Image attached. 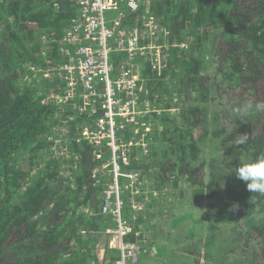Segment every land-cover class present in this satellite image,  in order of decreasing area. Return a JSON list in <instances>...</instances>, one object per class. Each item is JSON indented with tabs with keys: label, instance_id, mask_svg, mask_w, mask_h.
Segmentation results:
<instances>
[{
	"label": "trees",
	"instance_id": "trees-1",
	"mask_svg": "<svg viewBox=\"0 0 264 264\" xmlns=\"http://www.w3.org/2000/svg\"><path fill=\"white\" fill-rule=\"evenodd\" d=\"M124 13L123 24L140 28L152 20L162 29L156 43L167 41L161 62L157 47L134 58L112 56V76L125 68L140 77L139 106L149 112L139 120L152 128L148 155L134 149L131 157L152 196L146 213L135 216V229L156 238L149 208L166 186L183 183L191 198L227 203L222 217L238 205L250 232L262 235L264 222L252 220L264 212V193H252L231 171L239 159L264 153V111L240 118L238 134L247 133V143L223 142L222 157L218 147L209 165H195L200 155L191 131L203 129L206 142L228 118L239 119L247 102H264V0H143L138 12ZM75 14L71 0H0V264H101L98 234L111 218L100 213L102 187L95 181L110 151L80 138L100 113L77 115L81 98L58 102L66 89L58 69L69 61L64 38ZM141 43L155 44L149 35ZM214 92L221 103L229 99L225 110H216ZM50 136H62L68 150L57 146L56 153ZM131 214L127 203L125 216ZM246 244L252 264H264V244Z\"/></svg>",
	"mask_w": 264,
	"mask_h": 264
},
{
	"label": "built area",
	"instance_id": "built-area-1",
	"mask_svg": "<svg viewBox=\"0 0 264 264\" xmlns=\"http://www.w3.org/2000/svg\"><path fill=\"white\" fill-rule=\"evenodd\" d=\"M71 1L76 14L64 38L70 54L69 61L58 69L59 77L66 82L65 95L58 102L64 104L73 97L81 98V104L75 106L77 115L100 113L94 119V127L84 125L80 138L98 147L106 146L110 151V157L100 164L95 181L102 187L100 213L111 218L101 233L118 251L114 264H140L143 249L139 240L129 239L134 226L125 216V207L128 203L139 210L143 203L139 197L145 194V199L148 198L149 189H144L147 181L143 172L133 167L131 157L134 149L148 154L152 128L150 122L139 120L149 112L139 106L140 77L125 68L118 76H112L116 68L112 56L121 53L134 58L146 54L148 48L157 47L156 60L161 62L167 41L156 43L162 29L152 20H144L140 28L123 24L124 11L138 12L143 0ZM145 35L151 36L155 44L141 43ZM49 138L55 140L54 148L63 147L61 152L68 150L62 136Z\"/></svg>",
	"mask_w": 264,
	"mask_h": 264
},
{
	"label": "rangeland",
	"instance_id": "rangeland-1",
	"mask_svg": "<svg viewBox=\"0 0 264 264\" xmlns=\"http://www.w3.org/2000/svg\"><path fill=\"white\" fill-rule=\"evenodd\" d=\"M219 95H221L220 92L218 94L216 92L213 93L216 105H219L222 101ZM182 98L185 97L179 96L180 102ZM223 102L229 103V99H224ZM222 103L216 110L224 109ZM181 105H184V103L181 102ZM210 106L208 109L212 113V104ZM230 114H233V112ZM175 117V122H178L180 130L185 132V126L180 124L182 120H178L177 116ZM241 125L242 121L240 118L237 120L228 118L226 125H220L223 128H216V132L212 134L214 136L210 138L211 136L209 135L210 137L206 142L202 140L203 129H200L197 125L193 126L191 137L198 142L200 155L199 159L195 160V165L197 167L203 164L209 165L211 158L215 157L218 147L222 148L216 154V157H222L226 145H222V143L231 142L240 132ZM227 128H234L233 132L228 136L225 134ZM169 131L172 134V131L168 129ZM173 134L177 135L175 131ZM184 188L185 185L183 183H179V186L170 184L160 194L156 192L157 195H155L153 192V197H157L158 194L159 196L152 202V208L155 209L149 208L150 211L147 213L150 222H155V219L159 220L156 225H161L164 230L162 233L166 235L165 237H171L169 248L174 252L175 260L170 262V264H202L206 259L213 261L214 264H252L246 241L252 246L256 245L259 248L262 243L264 244V233L261 235L258 230L250 232L249 224L251 220H249L246 211L240 213L236 207L234 215L222 217L227 203L221 202V200L216 198H204L199 201L193 197L191 198L190 196L193 195L184 191ZM151 198L152 196L148 195L145 202L141 203L142 208L139 210L134 209L135 213L133 212L130 216L133 219V221L131 220L133 228H135L134 224H136L135 216L138 213H143L144 207L147 209V204L151 202ZM219 204L220 206H218ZM220 210H222L221 216L216 217V213ZM176 220L178 222L180 220L182 223H177L175 222ZM252 221L256 224L264 222V212L256 215ZM150 222L149 224H151ZM247 234H249L248 237H246Z\"/></svg>",
	"mask_w": 264,
	"mask_h": 264
},
{
	"label": "crops",
	"instance_id": "crops-1",
	"mask_svg": "<svg viewBox=\"0 0 264 264\" xmlns=\"http://www.w3.org/2000/svg\"><path fill=\"white\" fill-rule=\"evenodd\" d=\"M76 7V6H75ZM145 209V207L143 208ZM155 209V208H154ZM132 213H135V210L131 207ZM143 212V211H142ZM138 213V214H144ZM104 216V215H103ZM131 216V215H130ZM105 219L107 218L104 216ZM155 219V218H154ZM132 220V219H131ZM159 220L155 219V222L151 221L150 228L154 225V228L158 234L156 238L152 236L151 234H144L143 238L141 237V232L134 228L133 233H135V236L137 237L135 240H139L141 246H142V252H141V262L140 264H170V262L174 261L175 254L174 252L169 248L171 244V237H165L166 235L162 232L164 231L161 227V225H156ZM177 223V220L175 221ZM160 227V229H159ZM132 233V234H133ZM98 244L97 247H101L99 252V257L101 260V264H114L116 259L118 258V251L115 248H112L109 243V238L101 233V231L98 234ZM170 242V243H169ZM109 250H108V249ZM104 256V258H103ZM175 263H177L175 261ZM178 264V263H177ZM202 264H214L213 261L206 259Z\"/></svg>",
	"mask_w": 264,
	"mask_h": 264
},
{
	"label": "clouds",
	"instance_id": "clouds-1",
	"mask_svg": "<svg viewBox=\"0 0 264 264\" xmlns=\"http://www.w3.org/2000/svg\"><path fill=\"white\" fill-rule=\"evenodd\" d=\"M264 111V102H247L242 109V115H238L243 119V116H250L254 112ZM244 120V119H243ZM234 128H227L226 136L233 132ZM249 136L247 133L238 134L234 138L236 145H244L247 143ZM239 163L234 167L236 177L246 182L247 189L253 192L264 193V153L255 156L254 158L238 160ZM238 205L233 206V210Z\"/></svg>",
	"mask_w": 264,
	"mask_h": 264
},
{
	"label": "bare ground",
	"instance_id": "bare-ground-1",
	"mask_svg": "<svg viewBox=\"0 0 264 264\" xmlns=\"http://www.w3.org/2000/svg\"><path fill=\"white\" fill-rule=\"evenodd\" d=\"M179 188V187H178Z\"/></svg>",
	"mask_w": 264,
	"mask_h": 264
}]
</instances>
